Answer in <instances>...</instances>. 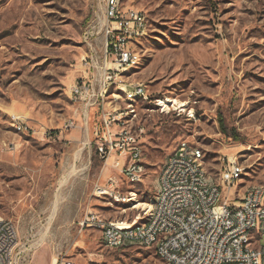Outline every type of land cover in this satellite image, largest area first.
I'll use <instances>...</instances> for the list:
<instances>
[{"label":"rangeland","instance_id":"1","mask_svg":"<svg viewBox=\"0 0 264 264\" xmlns=\"http://www.w3.org/2000/svg\"><path fill=\"white\" fill-rule=\"evenodd\" d=\"M124 1L147 17L136 44L141 60L123 76L143 83L146 97L125 101L111 88L104 109L124 112L122 127L142 130L145 175L137 184L114 158L100 157V115L70 93L92 73L84 57L103 49L104 34L94 31L104 22L100 0H0V218L17 227L19 264H53L60 254L81 264L157 260L138 243L108 248L99 230H82L80 222L87 213L128 222L142 216L133 199L120 200L131 191L139 201L154 199L162 165L180 141L203 151L213 182L222 183L227 160L236 159L245 167L233 191L264 184V0ZM168 96L188 102L186 110H163ZM17 115L28 118L22 129ZM69 120L77 127L62 131ZM226 198L234 196L223 191Z\"/></svg>","mask_w":264,"mask_h":264},{"label":"built area","instance_id":"2","mask_svg":"<svg viewBox=\"0 0 264 264\" xmlns=\"http://www.w3.org/2000/svg\"><path fill=\"white\" fill-rule=\"evenodd\" d=\"M100 2L104 22L99 30L95 25L94 31L104 34L103 49L101 52L92 49L84 57L85 66L92 73L75 82L70 93L75 101L88 110L96 108L100 115L94 127L100 157L106 161L114 158V166L129 183L130 175H137V183H141L145 175L140 142L142 130L122 129V111L104 109L102 94L108 87L123 86L126 94L139 92V99L146 97L145 85L125 82L120 78V71L134 56V52L126 50V42L137 43L147 33V17L143 11L125 5L124 0ZM27 121L28 118L17 115L15 124L25 126ZM76 127L75 121L69 120L61 130ZM47 129L44 130L46 137L52 138ZM55 138L61 139L60 134ZM68 141L64 139V143ZM195 160L204 161L203 151L188 141H180L166 157L160 173L169 175V188L159 191V199L152 205V222L143 229L130 231L133 221L107 220L94 213L86 214L80 222L81 229L103 232L102 241L108 248L147 241V248L153 250L157 259L148 264H264V235H253L260 222H264V184L263 190L249 191L246 187L240 192L233 191V184L243 179L242 167L245 166L236 159H228L221 190L211 192L207 171L205 167L196 169ZM232 170H239V179H232ZM99 190L119 198L109 189L99 187ZM223 191L232 193L234 198L223 199ZM191 199H198V206H191ZM180 209H189V216L180 217ZM260 239L262 243L253 247L252 242ZM18 248L16 225L0 218V264H19ZM53 264L81 263L60 254Z\"/></svg>","mask_w":264,"mask_h":264},{"label":"bare ground","instance_id":"3","mask_svg":"<svg viewBox=\"0 0 264 264\" xmlns=\"http://www.w3.org/2000/svg\"><path fill=\"white\" fill-rule=\"evenodd\" d=\"M136 44H137L136 42H126V50L130 51V52H134V56L129 61V64H125L124 66H122L121 71H120V78H123L124 74L126 72H128L130 69L134 68L141 60V56L136 49ZM111 88L116 89V90L120 89L121 91H123L126 100L129 102H134L137 99H139V92H131V93L126 94V88L123 86L108 87L103 91V94H102V105H103V107L105 106V103H106L105 101H106L107 91H109ZM160 104L163 107V110H165V111L179 110L180 112H183L186 110V106H187L188 102L179 100L175 97H169L168 96V97L161 99ZM122 113L124 115V112H122ZM16 127H18L19 129H22L23 126L16 124ZM122 129H131V128H127L124 126V127H122ZM142 163H144L143 160H142ZM195 168L196 169H204L203 161L202 160H195ZM73 171H74V167L72 166V171L69 172L68 175H71ZM243 171H244V168L242 167V176H243ZM224 179H225V177H224ZM232 179H239V170H232ZM130 183H137V175H130ZM222 183H215L211 180L210 191L211 192L220 191ZM168 188H169V175H167V173H160V175L158 177V183H157L155 198L151 199L150 202L139 201L138 196L135 193V191H131L128 197H124L121 200H120V198H116L117 200H120L122 202H126L128 200L132 201V199H133V201L135 202L133 205V208L140 210L141 214H143L142 216L141 215L137 216L135 221L130 223V231H139V230L143 229L147 225V223L152 222L153 213H154V206H152V205H155L156 199H159V191H167ZM256 190H263V185L262 184L255 185V186H252L249 188V191H256ZM191 206H198V199H191ZM188 216H189V209H180V217H188ZM127 223H129V222H127ZM261 225L264 226V222H260L259 226H261ZM101 234H102V239H103V232H101ZM259 235H264V231L262 233H259ZM140 244L147 247V241H140ZM55 260H56V258L53 259V263L55 262Z\"/></svg>","mask_w":264,"mask_h":264},{"label":"trees","instance_id":"4","mask_svg":"<svg viewBox=\"0 0 264 264\" xmlns=\"http://www.w3.org/2000/svg\"><path fill=\"white\" fill-rule=\"evenodd\" d=\"M220 125H221V129L223 132L227 131V127L225 126L224 122L222 121V119L220 120Z\"/></svg>","mask_w":264,"mask_h":264},{"label":"crops","instance_id":"5","mask_svg":"<svg viewBox=\"0 0 264 264\" xmlns=\"http://www.w3.org/2000/svg\"><path fill=\"white\" fill-rule=\"evenodd\" d=\"M75 133V132H74ZM158 183V182H157Z\"/></svg>","mask_w":264,"mask_h":264}]
</instances>
